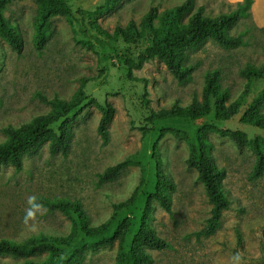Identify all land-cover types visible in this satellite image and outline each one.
<instances>
[{"label":"rangeland","instance_id":"obj_1","mask_svg":"<svg viewBox=\"0 0 264 264\" xmlns=\"http://www.w3.org/2000/svg\"><path fill=\"white\" fill-rule=\"evenodd\" d=\"M108 0H67L71 13L51 19L45 46L33 44L35 0H12L4 15L22 36L18 54L3 39L0 41V141L1 128L47 112L51 106L39 95L70 99L80 85L85 98L67 114L72 134L66 148L51 152L43 143L35 154L24 156L21 169L0 165V237L22 240L44 233L58 236L70 230V215L34 204L38 197L63 198L78 202L91 224L108 220L113 205L128 198L138 188L133 203L114 215L107 232L98 237L78 234L60 249L59 259L78 258V264H114L116 242L101 244L112 236L126 218L130 227L124 248L129 250L136 233L145 199L155 186V162L158 156L163 171L172 178L170 212L158 203L152 211L151 224L168 242L162 249H150L152 264H262L264 262V171L253 178L255 155L247 146H237L228 138L208 133L210 153L217 167L224 169L221 180L228 199L215 231L196 235L210 216L211 204L197 171L185 162L187 142L181 134L192 137L197 128L212 124L222 128L243 129L249 138L264 137L261 129L241 126L244 110L259 100L264 91V75L252 81L240 71L248 63L264 68V27L253 18L243 17L229 29L241 35L243 43L226 48L208 39L186 51V64L195 67L190 77L178 81L159 58L145 59L149 47L146 38L116 37V26L126 28L132 22L140 29L143 13L151 5L163 9L184 0H121L105 7ZM203 7L215 15L234 8L229 0H192L189 12ZM91 23H96L102 33ZM217 69L221 86L227 89L226 104L244 97L239 113L230 120H218L213 112L200 118L156 119L175 102L186 105L194 94L200 96L207 71ZM113 104L115 112L108 124L106 143L97 131L101 108ZM264 110V102L258 106ZM61 120L51 127L58 132ZM129 164L113 180L98 183L97 173L118 161ZM93 245V246H92ZM39 259L45 253L35 255ZM26 257L0 255V264L21 263Z\"/></svg>","mask_w":264,"mask_h":264},{"label":"trees","instance_id":"obj_2","mask_svg":"<svg viewBox=\"0 0 264 264\" xmlns=\"http://www.w3.org/2000/svg\"><path fill=\"white\" fill-rule=\"evenodd\" d=\"M12 0H0V41L3 39L18 54L23 47L22 36L16 26L11 24L4 15V11ZM121 0H108L105 7L109 8L111 3H119ZM37 8L33 17V44L36 50H41L46 43L50 32L51 19L55 15L71 13L67 0H35ZM253 0H240L234 3V8L229 11H221L215 15L205 14L203 7H197L190 13L192 0H184L180 4L158 8L151 5L141 16L140 29L134 23H128L126 28L116 26L114 35L116 37L136 36L146 38L149 47L144 55L145 59H161L170 73L178 80L184 81L190 77L194 69L193 64H186V51L202 45L211 39L215 43L226 47H237L243 43L241 35H234L229 29L243 17L252 18L251 4ZM91 26L98 32L101 29L96 23ZM104 35L108 34L103 31ZM1 55V54H0ZM248 80L244 94H247L253 80L261 79L264 68H258L248 63L240 71ZM88 80L80 78V85L70 99L54 95L47 98L39 95L42 102L48 103L51 108L45 112L33 116L31 119L19 125L8 124L1 128L5 138L0 141V165L11 164L16 170L21 169L24 156L35 154L39 147L49 143V150L56 152L66 148L69 144L72 129L71 121L67 118L68 112L74 109L81 100L85 98L83 85ZM229 94L227 89L220 83V75L217 69L207 71L204 75V84L200 96L194 94L191 101L186 105L175 102L169 109L161 111L155 118H186L194 120L213 112L218 120L233 119L244 104L241 96L234 102L226 104ZM264 102V91L259 100L253 102L244 110L238 123L243 127H251L264 131V110L258 106ZM114 106L107 102L101 108V115L97 124V131L103 143L109 139L108 124L114 116ZM61 120L58 132L51 127L53 123ZM176 135H181L188 145V156L185 162L189 167L197 171V178L203 183L211 204L210 216L206 219L205 226L196 232V235L207 236L218 227L222 212L228 207V199L223 190L221 180L224 177V169L216 166L210 153V142L208 133L214 132L222 137L232 139L237 146H247L255 155L252 169V177L262 175L264 171V137L256 135L249 138L241 129L222 128L212 124H204L196 129L192 137L188 133H180L173 130ZM155 162V186L152 193L145 199L144 208L140 217L139 226L132 236L129 250L125 251L124 244L126 234L130 227V219L120 223L112 236L105 238L101 244H117V254L114 264H152L150 249H162L168 246V242L159 236L151 224L152 211L155 203H158L165 211L170 212L172 192L175 184L161 168L158 156L153 155ZM129 162L118 161L97 173L98 183L116 178L121 170ZM135 188L127 199L113 205L112 216L97 225H93L87 218L84 210L78 202L63 198L38 197L33 200L49 210H60L70 215V230L64 235H48L39 233L30 235L22 240L13 237H0V255H11L15 257H26L17 264H78L77 257L68 260L59 259L61 247L71 244L78 234L86 237H98L107 232L114 215L121 208L129 207L137 194ZM93 246V245H92ZM45 253L43 259L35 255ZM264 264V262L262 263Z\"/></svg>","mask_w":264,"mask_h":264},{"label":"crops","instance_id":"obj_3","mask_svg":"<svg viewBox=\"0 0 264 264\" xmlns=\"http://www.w3.org/2000/svg\"><path fill=\"white\" fill-rule=\"evenodd\" d=\"M230 2L236 3L240 0H229ZM252 18L256 25L264 27V0H253L251 4Z\"/></svg>","mask_w":264,"mask_h":264}]
</instances>
